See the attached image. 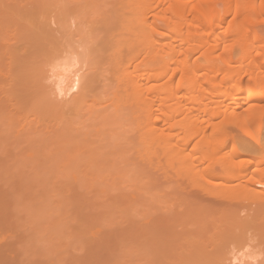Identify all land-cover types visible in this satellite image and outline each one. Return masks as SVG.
<instances>
[{
    "label": "bare ground",
    "instance_id": "obj_1",
    "mask_svg": "<svg viewBox=\"0 0 264 264\" xmlns=\"http://www.w3.org/2000/svg\"><path fill=\"white\" fill-rule=\"evenodd\" d=\"M33 1L36 4H28L33 8L26 9L27 12L31 11L30 24L21 22L22 25H31L34 30L37 39L29 34L35 42L28 45L33 52L28 53V46L27 50L19 46L29 55H38L39 51L50 52V56L46 54L51 58H46L49 63L41 57L46 64L42 62L39 66L37 63L38 67L32 60L36 56L33 54L31 58L28 57L36 66L35 71L32 69L34 73L29 69L32 72L30 75L34 76L39 86L36 88V84H32V76L29 80L31 83H28L37 89V93L39 91V98L31 101L33 90L26 84L30 79L29 74H24L33 64L27 58L22 59L15 48L11 50L1 34L0 43L3 41L6 44L1 46L9 51L0 46V57L6 51L4 55L12 59L11 66L19 65L21 69L23 61V71L17 70V67L14 69V77L18 79L11 77L14 80L8 95L16 99L19 95L20 99L23 97L22 113L27 111L34 116V120L29 116V122L22 121L32 126L27 129L24 124L25 127L17 132V136L22 144L26 143L46 155V161L49 160L41 167L48 173L66 174L76 183H80L83 175L88 173L112 175L125 181L124 178L137 173L127 169L130 159L133 155L141 156L145 140L149 141L156 157L149 158L151 161L156 159L158 164L164 163L165 169H172L175 164L180 166L182 163L184 173L181 172L180 182H200L204 185L201 189L206 187L207 191H224V196L227 191H231L228 204L237 199L231 206H236L238 201V205H242L241 200H238L241 193L239 197L242 201L252 196V200L260 204L259 208L254 209L249 198V203L245 205L244 201L241 210L238 206H227L221 200L220 206L211 205L216 207L217 214L214 220L213 213L209 211L212 217L206 221H219L217 225L223 226L225 223V227L221 230L216 225L218 232L212 233V238L211 233H208V240L215 237L219 246L225 244L224 249L216 242L214 244L215 239L209 243L212 245L210 250H213L211 254L207 247L201 249L204 234V240H198L202 246L199 247L197 243L191 248L193 256L199 259L201 255L204 256L202 260L196 258V263L264 264V30L259 29V26L264 25V0H55L57 3L50 0L44 13H40V7L43 5L45 9L44 5L47 4L43 2L41 5V0ZM0 4L3 6L5 3L1 1ZM25 5L23 3L22 6L26 8L28 5ZM33 9L39 11L36 12L38 16ZM11 10L13 13L14 8L11 7ZM26 11L24 9L22 12ZM20 13L13 15L22 16L23 13ZM25 14L27 16L29 13ZM10 18L13 19L10 16L9 21ZM14 20L12 22L17 24ZM51 21H55L56 28ZM15 29L16 34H25L24 28L22 33H19L21 30L18 32V28ZM15 33L12 35L16 39L12 38L13 44L16 41L20 44L18 36L21 38V35L16 36ZM41 41L44 44L47 42L44 45ZM195 53L200 54L202 62H198V58H191ZM9 54L12 55L9 57ZM26 63H30L28 67L24 66ZM16 70L23 76L22 80L27 76L25 83L20 80ZM42 81H47L48 86H43ZM20 82L24 85L18 89V94ZM26 87L30 88L31 95ZM123 87L125 90L120 92L122 97H119L117 89L120 91ZM34 94L32 97H36ZM16 107L17 111H22L18 103ZM20 114L16 113L14 119H19ZM219 117L225 125L236 128L242 137L220 130L216 121ZM41 121L45 126H41ZM33 122L37 127H33ZM2 129L6 130L4 127ZM208 129H211L210 135ZM135 134L136 139H141L138 144L133 140ZM195 137H199V140L193 143ZM251 148L256 150V153L253 150L254 155L253 152L249 154ZM20 155L17 159H23L24 163L30 160H24ZM19 160L16 162L17 168L13 165V169L11 166L14 161L10 167L6 162L0 163V172L6 169L4 172L18 174L20 170L21 174L27 166L21 163L20 167ZM34 160L28 162L37 161ZM39 162L36 166H40ZM28 167H33L29 169L33 172L35 167ZM249 168L253 170L248 171ZM168 172L172 174L174 171ZM71 179L69 181L73 186ZM247 184L252 189L248 190ZM255 186L262 187L263 192L255 190ZM82 187L87 190L86 185ZM246 194H249L248 198ZM220 195L216 197L222 199ZM197 203L198 206L202 202ZM205 206L209 207L208 204ZM243 209L247 212L258 209V212L244 215L241 213ZM200 215L201 219L196 217L200 222L195 223L206 224L205 220V223H201L202 217H205ZM221 217L224 220L227 217L225 221L230 218L227 221L229 226ZM211 220L209 223L214 232L215 223ZM226 243H234L233 248L236 249L230 251ZM213 244L216 246L214 249ZM196 247L198 251H195ZM215 248L219 249V253Z\"/></svg>",
    "mask_w": 264,
    "mask_h": 264
},
{
    "label": "rangeland",
    "instance_id": "obj_2",
    "mask_svg": "<svg viewBox=\"0 0 264 264\" xmlns=\"http://www.w3.org/2000/svg\"><path fill=\"white\" fill-rule=\"evenodd\" d=\"M1 1L5 3L3 4V6H0V19H2V21L0 20V24H1L0 34L3 35L2 36L3 40L5 39L9 44L11 43L13 44L15 37L12 35H14V33L16 32L15 28H18V32L21 30L19 33L23 32L22 31L23 28L25 29L24 31L25 34L15 33L16 36L21 35V38L18 36V40L20 39V44L18 43V41H16L18 45L16 44V42H14L13 44L14 46L12 45L13 47L12 48L6 42L8 47H10L11 50L15 48L14 50L18 51V55L21 58L22 57L25 59L27 58L26 60L31 62V64H33V62L35 64L39 63V66L40 63L42 62L46 64V62L48 61V59L46 58H49L50 56V52L48 54V50L46 51V48L42 47V49L44 48L46 52L41 51V53L40 51L38 52L37 48H35V50L37 49L38 55H35L33 53L34 56H36L34 58L32 57L33 54L32 55L28 54L29 52L30 53L33 52L31 50V47H29L28 45L30 44L31 46V44L35 42L34 38H31L30 36L32 37L34 36L36 38V35L35 33H33L34 30L32 29V26L31 25L27 26L31 22L29 20L30 19L29 16H31L30 13L31 11L27 12L26 9L31 10L33 7L28 5L30 4L29 2H31L32 5V3L36 4V1L35 2L33 0H30L29 2L28 0L27 1L7 0L6 2L5 0H1ZM49 1L50 0H47V2L45 0H41L40 2L39 0L41 5L43 2L47 4L44 5L45 9L42 8L43 5L40 7V13L45 12L46 6H49L48 3ZM56 1L54 3H57ZM23 3L24 5L26 3V5L28 6L25 5L26 6L25 8L24 6H22ZM7 6H9L8 9ZM11 7L14 8L13 13L12 10L10 11ZM21 7L22 8L24 7L26 12H22L24 11V9L22 11H19L23 13V15L17 16L18 17L17 18L13 14L15 13L19 14L18 10H20ZM35 9L38 10L37 7ZM35 9H33V11L36 13L37 10ZM15 10H17V12H14ZM37 13L36 15L38 16L39 14ZM24 14L25 15L28 14V15L24 16ZM10 16H12L13 19H15L14 21L17 24L12 22L13 19L11 20V18L9 21ZM37 16H35L34 14L35 18ZM31 18L33 19V17ZM51 18L52 17H50V19ZM16 19L19 22H17ZM28 21L30 22L28 23ZM21 22L28 24L27 25L23 24L24 27H22L23 25L21 24ZM51 22L52 23L54 22V24L52 25L51 23V25L56 28L57 26L55 24V21H51ZM11 23H13V25H11ZM14 29L15 31L12 33ZM26 29L28 35L26 34ZM259 29L264 30V25L259 26ZM5 30H7V32ZM31 30L33 34H31ZM7 35H11V36H7ZM13 37L14 39H12ZM29 39L30 42L28 43ZM41 42H43L42 44H44V41ZM1 44H3V41L2 43H0V46ZM3 45L1 47H3V49L8 52L9 50L5 49L4 47L6 44L4 46ZM19 45H21L24 49L26 48V46H28L29 47L28 50L29 49L30 50L28 51V53H25L26 51H24L23 48L21 49L20 48L21 46ZM17 46H19L20 49L19 48L16 49ZM25 50H27V48ZM6 51H4V53H6ZM11 52L12 51H10L9 53ZM22 52H24L25 55L27 54V56L25 57ZM4 53L3 56L0 57V59L2 58V60H0V132H1L0 163L6 162L7 165H9L10 167L12 162L16 160L20 154H21L20 155L21 158L23 157L24 160L30 159L28 160L30 162L32 159L34 160L35 158V160L37 159V161L34 160L35 162L32 161L31 163H29L27 160H25L26 163H24V161H22L23 159L21 160L20 158H18L17 160L20 159L18 161V163L20 162L19 164L20 167H21V163L22 164L24 163V167L27 166L26 170L24 169L22 170L21 168L24 174L23 172H21L20 174V170L18 171V174L14 173L13 171L12 173L4 172L6 171V169H3L0 172V264H198L195 261L197 260L196 258L198 257L193 256L194 253L191 252L192 251L191 248L193 249L195 244L196 245L199 244L198 240L199 241L201 240L199 238H202V241L204 240L203 239L204 234H205V240L203 241L204 243H202L203 247H201V249L205 250L207 247V250H210L212 248V245L210 246L209 244L210 242H212L210 240L215 239L214 244L215 242L217 243L215 237L213 239L208 240V236L211 233L210 238L213 237V234H215V231L217 230L216 225L217 223L219 224L220 222L216 221L217 223H215V221L209 219V221L211 220L212 222L215 223V227H214L215 230L214 232H212L213 230L210 226V223L209 221L206 220H208L207 219L208 217H212L211 212L213 213L215 220L216 217L215 214H217V212L215 211L216 207H212L213 205L216 206L218 204L217 206H220L219 202L221 201L222 203L225 202L227 206L229 205L231 206V204L233 205L236 203L237 199L236 200L234 199L235 201L234 203L231 202V204H228V202L230 203L229 200H231L230 197L232 196V193L230 194L231 191L230 192L227 191L226 192L227 195L225 193L224 196L223 194L224 191L223 193L222 192L219 193V191H213V190L207 191L206 187L205 189H203L204 185L203 183L200 182L199 183L196 182L197 184H194V182L189 183L186 181L180 182L181 179L180 176H182L181 174L184 173V166L181 165L182 163L180 164V166H177L176 164L175 166L173 165L174 167H172L173 169L172 170L171 168L168 167H167L168 169H165L164 167L166 165L164 163H161L162 165L161 166L160 162L159 164L156 162V159L154 161H151L153 157L154 158L156 157L153 154L154 149L153 151H151L153 148L152 144L150 145L149 141L146 142V140H145V147L142 150L141 156L133 155V157L130 159L128 163L127 169L132 170L135 173L137 172L136 173L137 175L135 174L136 176L135 175L129 176V178L127 179L123 177L125 181L124 180L121 181L120 179H118V177L112 175H105V174L92 175L91 173L90 174L88 173L86 175L85 174L83 175L82 177L83 180L81 179L80 183H76L75 180L68 178L66 174L62 175V174L48 173L47 170H44V168L41 167V165L46 164L49 160L47 159L46 161L44 157L46 155H44L43 152L39 150L33 149L30 145L28 146L26 143L22 144V140H20L19 137L17 136L18 134L17 132L21 131L23 127L26 126V128L28 129L29 127L32 126L30 123H28L29 125H27L26 122H29L31 118H33L34 120V116L33 114L32 116L29 115L30 113L28 114L27 111H26L27 114L26 112H24V114L22 113L24 111L22 110L23 107L21 105L24 103L22 102L23 97L20 99V95H19L18 99H16L15 96L12 97L11 95V97H9L8 95L10 84H12L13 82L12 80H14V78L16 77V76L14 77L15 75L14 69H16L17 67V70L20 71L21 68H18L19 65L15 66L14 64H12L11 66L10 61L12 59L11 58L10 60L9 58L7 59V56H5ZM46 54L49 56H47ZM10 55L12 54H9V57ZM37 56L39 57L37 58ZM28 57L29 58L32 57L33 62ZM41 57H44L46 59L45 60L46 62ZM191 58L194 59L198 58V62H202V59L200 58V54L198 53L193 54ZM22 63L20 65L22 66L21 70L23 71ZM28 64L26 63V65L24 66L28 67L29 66ZM35 64L30 65L33 68L29 66L30 68L28 67V70H26L27 68L25 69L27 73L24 74H29L28 78L30 79H28L27 76L25 75V79H23L24 83L27 78L28 81L26 84H29L28 82L31 81L30 76H32V80H34L32 84L33 83H34L33 85L36 84L35 82L37 81H35V79L33 78L34 76L30 75L32 72L31 71L29 72V69L32 70L34 69V67L36 68V66H34ZM17 70L16 72L19 73V71ZM45 70H47V68ZM19 76L21 77L20 73L18 77ZM11 77L14 78L11 80ZM22 78L23 76L21 77L20 80H22ZM42 82L44 83L43 86H48L47 81L46 82L42 81ZM21 83L23 82L19 83L20 85L17 87V93H18V89L23 87L24 85ZM32 84L29 85L31 90H33L32 91L33 94L37 93V89H33L35 87H33ZM37 86L39 85L36 84V88H38ZM30 88L26 87L28 93L31 95ZM123 90H125V87H123L122 89L120 88V91L119 89H117L118 91L117 94L119 97H122V94L120 92ZM27 91H25V93ZM38 93L36 95L34 94L36 97L34 96L32 97L33 94L31 95L32 102H33V98L34 100L35 98L36 99L39 98V96L37 97ZM30 95H28V97ZM14 98L15 100L13 101ZM19 99L21 100L20 102ZM15 101H17L18 106L22 110L21 112L17 111L16 109L17 103ZM27 105H28V100H27ZM12 106H14L15 108H12ZM16 113L18 115L19 113H21L20 116H18L19 119L17 120L14 119ZM25 115H26V119H24ZM29 116H31V118H29ZM23 120L25 121L27 120V121L26 122L24 121L23 123L22 122ZM42 121H41V126H45L43 125ZM216 121L219 124L220 130L231 133L232 135L237 137L238 136L242 137L240 132L236 128L225 125L220 117L217 118ZM7 124H9V126ZM10 124L12 125L11 127ZM49 124L47 127L50 126ZM35 125L36 124H34L33 127H37V125L36 126ZM1 126L4 127V129L6 130L3 131ZM41 126L40 129L43 130V127ZM208 134L209 135L211 134V129H208ZM262 137H264V129L262 132ZM136 138L137 136L135 134L133 136L134 143L135 144L140 143L141 139L139 140ZM195 138L193 139V143L199 140V137H195ZM247 142L250 143L249 140H247ZM251 145L253 147L255 146L253 143H251ZM254 148L253 150L256 153V150ZM249 150H251L249 154H252L253 152L252 148ZM259 153L260 152H257V154ZM30 154H33V156L30 157ZM260 155H262V153H260ZM38 160L39 161L41 160V163ZM14 162L11 166L12 167L11 169H13V165L14 167L16 165L17 168V164L16 162L15 163ZM37 162H39L38 165L40 166H36ZM29 165L30 166L33 165L35 167L33 172L32 170H29L33 168V167L31 168L28 167ZM27 169L30 171V173L28 172ZM15 170L16 169H14V171ZM250 170L252 171L253 168L248 169V171ZM168 171L170 172L174 171V172L173 173L171 172L172 174H170ZM176 173L178 174L176 175ZM70 179L71 182H73L72 185L74 187L71 186V183L69 181ZM75 184H77V187L75 186ZM83 185H86L87 190L83 189L82 187ZM202 186L203 188L201 189ZM246 188L250 190L252 189V186L250 184H247ZM247 189L245 190L247 191ZM254 189L263 192L262 187L255 186ZM205 191H207V193ZM216 192L219 195L222 194L220 195L222 196V199L221 197L220 198L216 197L219 196L218 194H216ZM236 194H238V192ZM261 194L262 193H260L259 195ZM241 195L240 194L238 195L239 198L238 200H241L242 205L241 206L238 205L240 204L239 203L240 201H238L236 205L239 207V209L240 207L243 208L244 201H245V205H247V203H249L248 202L249 198L252 197L251 195H250L251 197H249L246 194L247 198L249 197L248 200L242 201V198L240 199ZM223 197L224 198L228 197V199L227 198L224 199ZM262 197H264V192ZM200 201L202 203L204 201L203 203L204 205H201L202 203ZM253 201L254 200H252V203L250 204H252L254 209H256L255 207H258L260 204L258 205L256 200L254 201V203H257L256 206L253 203ZM196 202L201 204L197 206ZM210 202L212 203L210 204ZM205 204H208L209 207L205 206ZM236 206H231V207L237 208ZM248 207L251 208L249 204ZM208 208L209 210H207ZM244 209H248V208H244ZM254 209L253 211H249V212H247V210H244L243 212L242 210L241 213L246 215L247 213L250 214V212L253 214L258 212V209L257 211ZM205 212L207 213L205 214ZM200 214H202V216L204 215L205 217V219H203L202 217L201 223L202 222L205 223L206 221L207 222L206 224L198 223L200 222V220L198 221L197 218L199 219L201 217ZM188 215H190L189 219H187ZM219 215L222 216L221 214H218V216ZM226 218L227 217H225V220ZM221 220H223V222H226V225H228L227 223L229 222L227 221H229L230 218L227 221H225L221 217ZM196 221L198 222L195 223ZM217 226L221 227L222 230L225 227V223L223 226L221 225L220 226L217 225ZM201 227H203V230H201L202 233H200ZM218 230L219 232H221L220 228H218ZM190 231L192 232V234ZM217 232L218 231H216V233ZM218 235L219 234H217V236ZM151 243H153V245ZM214 244H213V249L214 247H216L214 246ZM222 245L219 246L218 244V246L221 247V249L223 250L225 244ZM228 245L229 244L226 243V247ZM233 245L234 243L233 244L230 243L229 245L230 251H232V249L233 250L236 249V247L233 248ZM198 246L199 247L202 246L201 243ZM195 249H196L195 251L199 250L197 249V247ZM216 250L219 253V249ZM222 250L221 252H223ZM212 251L213 250H210L209 253L211 254ZM217 252H215V256H217L216 255ZM200 255L201 252L199 254V257ZM203 257L201 255V258ZM208 263L209 262H206V264Z\"/></svg>",
    "mask_w": 264,
    "mask_h": 264
}]
</instances>
